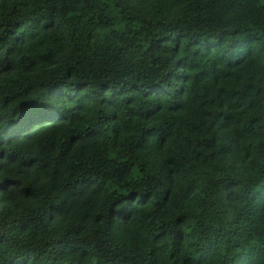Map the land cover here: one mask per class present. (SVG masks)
Returning <instances> with one entry per match:
<instances>
[{"label": "trees", "instance_id": "1", "mask_svg": "<svg viewBox=\"0 0 264 264\" xmlns=\"http://www.w3.org/2000/svg\"><path fill=\"white\" fill-rule=\"evenodd\" d=\"M0 264H264V0H0Z\"/></svg>", "mask_w": 264, "mask_h": 264}]
</instances>
